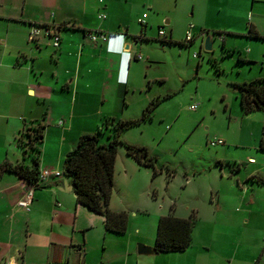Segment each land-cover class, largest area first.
Listing matches in <instances>:
<instances>
[{
    "label": "crops",
    "instance_id": "crops-1",
    "mask_svg": "<svg viewBox=\"0 0 264 264\" xmlns=\"http://www.w3.org/2000/svg\"><path fill=\"white\" fill-rule=\"evenodd\" d=\"M128 3L129 0H0V163L32 164L31 151L20 145L18 136L41 121L38 114L42 105L47 109V119L53 115L70 118L53 143L47 125L43 128L39 169H58L62 174L36 187L30 204L23 202L29 187L24 178L8 171L0 177V264H264V224L248 229L250 218L264 211L260 196L264 194L254 189L264 185L262 172L245 173L251 194L236 176L238 191L232 192L229 200L217 197L214 219L200 225L198 234L195 226L204 221L203 215L197 216L192 241L184 251L143 254L138 247H154L156 225L162 215L188 217L193 208L161 207L154 212L149 231L128 222L126 231L118 233L106 228L103 214L77 200L71 177L63 171L64 158L82 134L91 133L87 128L95 123L90 120L93 114L79 115L85 124L75 126L68 104L77 101L90 107L94 102L101 105L107 99L115 100L144 87V78L139 80V75L149 68L147 59L138 58L141 45L136 39L138 32H134L141 13L125 11L123 6ZM257 3L255 7L253 2L252 7L264 10V0ZM101 13L106 17H99ZM36 25L58 28L59 47L49 50L52 39L44 34L31 41L30 30ZM139 25L146 31L148 20L145 26ZM249 26L264 36V13L258 14ZM90 31L125 36L113 37L109 44L100 39L94 42L89 39ZM193 32L196 36L200 31L196 34L193 25ZM219 38L225 43V35ZM227 146L239 147L223 143L221 149L230 150ZM260 150L264 152V147L260 146ZM254 158L248 156L249 160ZM116 180L115 170V184ZM114 200L112 192V210L138 215L137 210L120 207ZM233 207L247 220L237 224L231 214ZM218 225L222 227L215 229Z\"/></svg>",
    "mask_w": 264,
    "mask_h": 264
},
{
    "label": "rangeland",
    "instance_id": "rangeland-1",
    "mask_svg": "<svg viewBox=\"0 0 264 264\" xmlns=\"http://www.w3.org/2000/svg\"><path fill=\"white\" fill-rule=\"evenodd\" d=\"M253 2L257 7V0H129L124 10L141 15L146 12L149 23L145 35L140 23L134 28L137 38L143 40L139 41L138 54L143 58L141 61L147 59L149 66L143 76L139 75V80L144 78V87L121 94L115 100L107 99L101 105L94 102L84 107L77 101L68 104L75 126L85 124L80 122L79 115L93 114L90 120L95 125L87 131L104 127L106 131L99 137L107 142L117 121L140 118L147 105L155 101L148 117L119 133L113 196L120 207L137 210V216H128L132 227L149 231L154 212L161 207L168 210L172 205L171 208L177 206L179 210L193 208L197 216L203 215L204 222L195 226L198 234L200 225H208L214 219L217 197L229 200V195L238 191L237 175L251 194L245 173L251 170L264 173V152L260 150L264 105L245 112L235 85L264 78V38L253 36L249 30L253 19L264 10L253 8ZM192 24L199 34L189 43L182 42ZM159 27L166 36H159ZM208 34L212 35L211 50L204 45L203 35ZM220 34L225 35V43L221 42ZM170 38L172 42L168 41ZM54 49L51 41L49 50ZM192 104L196 108L192 109ZM46 112L42 105L38 116L43 128L47 125L53 143L62 127L69 125L70 118L53 115L47 119ZM34 127L25 128L18 136L28 148L32 147ZM216 138L239 147L227 146L230 150L223 151L222 144H209V140ZM127 144L147 147L154 164H141L127 153ZM32 154L37 156L35 151ZM249 155L255 158L249 160ZM254 189L264 194V185ZM260 196L264 199V195ZM231 214L237 224L247 220L235 207ZM261 214L264 211L250 218L248 229L264 224Z\"/></svg>",
    "mask_w": 264,
    "mask_h": 264
},
{
    "label": "trees",
    "instance_id": "trees-1",
    "mask_svg": "<svg viewBox=\"0 0 264 264\" xmlns=\"http://www.w3.org/2000/svg\"><path fill=\"white\" fill-rule=\"evenodd\" d=\"M250 33L255 37H263L253 26H249ZM172 42V38L168 39ZM238 89L241 108L247 112L264 105V78L235 83ZM155 101L152 100L140 118L119 120L114 124L115 132L110 140H100V133L105 132L104 127L98 131L82 134L75 147L64 158L63 171L71 177V185L77 195V200L105 216V226L108 230L123 233L128 226V213L115 211L109 207V202L115 186V164L120 142L121 129L140 123L141 119L150 115V109ZM108 123V122H107ZM32 128L31 144L27 147L18 137L20 145L26 150L36 152L32 164L23 161L0 163V177L6 171L14 172L24 178L28 184L37 181L40 169L38 164L39 153L43 137V121H38ZM260 146L264 147V135L260 139ZM127 153L144 165H153L154 157L149 154L147 147L127 144ZM154 171V173H156ZM197 218L195 212L188 217H178L173 214L162 215L158 220L155 252L184 251L192 241V230Z\"/></svg>",
    "mask_w": 264,
    "mask_h": 264
},
{
    "label": "built area",
    "instance_id": "built-area-1",
    "mask_svg": "<svg viewBox=\"0 0 264 264\" xmlns=\"http://www.w3.org/2000/svg\"><path fill=\"white\" fill-rule=\"evenodd\" d=\"M99 17H106V14L105 13H101L99 14ZM146 17H147V14L146 13H143L139 18H138V22L145 26L146 25ZM44 29H42V27L40 26H32L31 27V30H30V40H35L39 35L41 34H44L46 36H48L49 38L52 39V44L54 47H59L60 45V42H61V34L58 30V28H50L48 26L46 27H43ZM159 35L163 36L165 35V32L163 29H159ZM88 36H89V39L91 41H97V40H102L104 42H109L113 37H116V36H120V37H124L125 35L123 34H108V33H105L103 31H90L88 33ZM195 34L193 32V25H190L189 28L186 30V35H185V39L184 41L186 43H189L193 40ZM204 36V35H203ZM221 40H223V36H220ZM205 40V38H204ZM194 56H196L194 54ZM138 58H141V55L139 54L138 55ZM191 108H196V104H192L191 105ZM224 143V140L223 139H220V138H216V139H211L209 140V144L210 145H216V144H223ZM62 174V171L61 170H58V169H52V168H43L40 170V174H39V177L37 179V181L33 184H29V187L25 193V197L23 199V202L25 204H30L33 197H34V190L36 187L40 186V185H43L45 183H47L50 178L52 177H58Z\"/></svg>",
    "mask_w": 264,
    "mask_h": 264
},
{
    "label": "water",
    "instance_id": "water-1",
    "mask_svg": "<svg viewBox=\"0 0 264 264\" xmlns=\"http://www.w3.org/2000/svg\"><path fill=\"white\" fill-rule=\"evenodd\" d=\"M143 31H144V29L141 30V32L144 34L145 31L144 32ZM136 39L138 41L142 40V38H137V36H136ZM204 45H205V49H207V50H211L212 49V35L211 34H208L205 37ZM155 251H156V249L154 247L152 248V247L146 246L144 244H139V247H138V252L139 253L151 254V253H154Z\"/></svg>",
    "mask_w": 264,
    "mask_h": 264
},
{
    "label": "clouds",
    "instance_id": "clouds-1",
    "mask_svg": "<svg viewBox=\"0 0 264 264\" xmlns=\"http://www.w3.org/2000/svg\"><path fill=\"white\" fill-rule=\"evenodd\" d=\"M111 41H112V40H110V41H109V42H107V43L109 44V43H111ZM129 61H130V58H128V60H127V62H126V65H128V64H129ZM123 73L125 74V72H123ZM125 76L127 77V72H126Z\"/></svg>",
    "mask_w": 264,
    "mask_h": 264
}]
</instances>
